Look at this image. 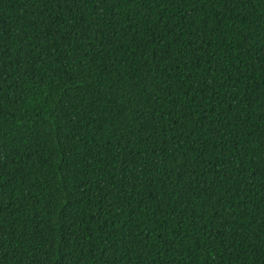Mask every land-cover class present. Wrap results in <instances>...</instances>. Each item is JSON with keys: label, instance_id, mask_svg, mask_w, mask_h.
Segmentation results:
<instances>
[{"label": "trees", "instance_id": "obj_1", "mask_svg": "<svg viewBox=\"0 0 264 264\" xmlns=\"http://www.w3.org/2000/svg\"><path fill=\"white\" fill-rule=\"evenodd\" d=\"M0 264H264V0H0Z\"/></svg>", "mask_w": 264, "mask_h": 264}]
</instances>
